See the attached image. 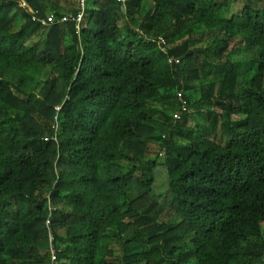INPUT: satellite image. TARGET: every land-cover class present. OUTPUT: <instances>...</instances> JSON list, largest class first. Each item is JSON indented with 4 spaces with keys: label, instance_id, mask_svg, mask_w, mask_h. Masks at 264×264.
<instances>
[{
    "label": "trees",
    "instance_id": "trees-1",
    "mask_svg": "<svg viewBox=\"0 0 264 264\" xmlns=\"http://www.w3.org/2000/svg\"><path fill=\"white\" fill-rule=\"evenodd\" d=\"M67 13L0 0V264H264V0Z\"/></svg>",
    "mask_w": 264,
    "mask_h": 264
},
{
    "label": "built area",
    "instance_id": "built-area-1",
    "mask_svg": "<svg viewBox=\"0 0 264 264\" xmlns=\"http://www.w3.org/2000/svg\"><path fill=\"white\" fill-rule=\"evenodd\" d=\"M118 1H123L124 2V0H118ZM85 9H86V0H77L78 13H77L76 16H73L72 14H65L61 18L56 20L54 15H47L46 18H38V17H36V18H34V20H38L39 22H41V24L43 26H50V25H53L55 23H67L69 21H73V22H76V24L78 25V28H79L80 24L83 22L84 17H85L84 16ZM170 62L171 63H173V62L180 63V60H178V59H174L173 60L172 59V60H170ZM178 98H179V102H181V108H180V110H178L175 113H173V120L175 122H178L179 120H181L183 114L192 113L194 111L193 109L189 108V106L187 104L188 102L184 99V96H183L182 93L178 94Z\"/></svg>",
    "mask_w": 264,
    "mask_h": 264
},
{
    "label": "rangeland",
    "instance_id": "rangeland-1",
    "mask_svg": "<svg viewBox=\"0 0 264 264\" xmlns=\"http://www.w3.org/2000/svg\"><path fill=\"white\" fill-rule=\"evenodd\" d=\"M24 22V20H23V18L22 17H20V18H18L17 19V21H16V26L17 27H19L22 23ZM157 154H159V157L161 158V159H163L164 158V154H160L159 152H158V149H157V147H155L154 145H150V147H149V158H154V157H156V155ZM160 159V160H161Z\"/></svg>",
    "mask_w": 264,
    "mask_h": 264
},
{
    "label": "crops",
    "instance_id": "crops-1",
    "mask_svg": "<svg viewBox=\"0 0 264 264\" xmlns=\"http://www.w3.org/2000/svg\"><path fill=\"white\" fill-rule=\"evenodd\" d=\"M67 14H69V13H67Z\"/></svg>",
    "mask_w": 264,
    "mask_h": 264
}]
</instances>
